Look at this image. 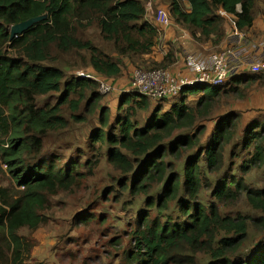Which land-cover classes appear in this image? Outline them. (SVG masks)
I'll return each mask as SVG.
<instances>
[{
	"label": "trees",
	"instance_id": "obj_1",
	"mask_svg": "<svg viewBox=\"0 0 264 264\" xmlns=\"http://www.w3.org/2000/svg\"><path fill=\"white\" fill-rule=\"evenodd\" d=\"M255 7V0H171L167 11L194 39L220 44L228 30L222 11L238 29L250 30ZM40 15L46 18L11 38L12 25ZM91 25L113 43L119 59L77 35L79 27ZM160 32L147 18L143 0H0V157L22 187L18 196L0 188V264L4 247L11 252L10 264H24L18 231L41 225L40 210L50 193L80 183L84 172L77 160L59 166L43 147L49 133L86 122L82 107L99 112L92 148L108 147L107 161L146 205L131 232L126 264H264V179L255 180L257 172L264 177V123L253 120L241 130L240 115H224L202 144L206 122L223 100L247 94L241 85L263 76L248 74L223 86L194 83L177 98L157 102L130 89L119 94L125 108L112 126L108 108L101 107L99 81L78 74L67 79L55 64L61 54L86 51L92 73L115 81L122 77L123 57L151 54ZM176 61L170 50L153 63L170 68ZM59 91L55 104H38V96ZM72 94L78 97L70 99ZM140 112L150 116L142 120ZM95 156L94 162L87 160L90 172L100 163L101 148ZM28 158L37 162L30 165ZM253 233L262 238L252 247Z\"/></svg>",
	"mask_w": 264,
	"mask_h": 264
},
{
	"label": "rangeland",
	"instance_id": "obj_2",
	"mask_svg": "<svg viewBox=\"0 0 264 264\" xmlns=\"http://www.w3.org/2000/svg\"><path fill=\"white\" fill-rule=\"evenodd\" d=\"M147 6V18L154 21V11L160 7L170 11L171 0H143ZM255 23L264 25V0H255ZM184 6L189 3L184 1ZM227 27L232 29L230 18L226 17ZM260 21V22H259ZM259 22V23H258ZM161 41L158 50L164 51V57L170 50L176 53L177 61L169 68L179 70L185 62L186 46L205 56L217 52L224 45L213 44L212 41L194 39L190 31L186 30L172 18V24L167 28L160 27ZM257 29H259L257 27ZM172 31L175 35L168 36ZM254 33V32H253ZM255 35L258 33L255 32ZM77 35L83 39L92 40L101 50L114 58L119 55L111 42L105 41L96 25L87 28L79 27ZM182 36H185L184 38ZM257 36H255L256 38ZM185 46V47H184ZM89 55L86 51L79 54L69 53L58 56L55 64L64 69L66 78L79 71L92 72V67L85 64L84 58ZM150 56L123 57L122 77L111 81L115 90L104 94L101 107L108 108L111 114V125L115 126V119L125 108L121 107L119 94L130 90L131 72L134 68L145 70L158 69ZM179 68V69H178ZM181 71V70H179ZM126 75V76H124ZM119 81V82H118ZM235 81L230 82L232 86ZM243 82L242 84H244ZM241 86H247V94L240 92L229 100H223L214 116L206 123L208 129L203 137L202 144H207L219 118L236 113L240 115V129H244L253 120L264 123V79L247 81ZM63 91L52 92L37 97L38 104H55ZM78 96L72 94L70 99ZM158 106L163 105L159 104ZM65 114L70 115L68 105L64 106ZM101 109V108H100ZM163 110H165L163 108ZM87 116L86 122H72L69 127L49 133L44 140L43 153L46 157H54L59 166L66 167L71 161L77 160L80 171L84 172L79 184L70 189H58L48 195V201L40 210L44 221L37 228L23 227L18 231L24 242V264H126V253L132 248L131 232L137 226L140 208L146 205L138 201L130 189L125 187L126 176L116 170L106 157L107 146L99 143L92 148L91 132L100 126L99 112L89 114L84 107L82 110ZM162 112V111H161ZM140 118L150 116V113L140 112ZM140 121L143 124L144 121ZM107 131L111 128L107 127ZM102 149L103 156L100 163L94 166L92 172L87 160L94 162L95 154ZM241 160H238V162ZM37 161L28 158V164L34 165ZM0 157V188H5L12 196H18L22 187L18 186L8 167ZM264 177L261 172L255 174L256 183L261 184ZM157 190V187H155ZM253 233L250 238L252 247L262 236ZM6 252L5 261L1 264H10L11 252Z\"/></svg>",
	"mask_w": 264,
	"mask_h": 264
},
{
	"label": "built area",
	"instance_id": "obj_3",
	"mask_svg": "<svg viewBox=\"0 0 264 264\" xmlns=\"http://www.w3.org/2000/svg\"><path fill=\"white\" fill-rule=\"evenodd\" d=\"M149 7L151 8V5L147 4V9ZM154 14V21L159 26L167 28L172 24V19L166 9L158 7ZM222 14L228 16L224 11ZM230 21L234 28L233 34L239 35L241 32L238 31L236 22L233 18ZM185 61L192 69L190 75L169 68L150 70L134 68L131 72L130 88L146 94L157 102L177 98L186 85L194 83L223 86L232 78L246 77L248 74L264 77V38H250L246 33L241 35L239 43L233 47L221 49L207 58L187 53ZM78 75L97 79L101 93L107 94L115 90L112 82L92 72L79 71Z\"/></svg>",
	"mask_w": 264,
	"mask_h": 264
},
{
	"label": "crops",
	"instance_id": "obj_4",
	"mask_svg": "<svg viewBox=\"0 0 264 264\" xmlns=\"http://www.w3.org/2000/svg\"><path fill=\"white\" fill-rule=\"evenodd\" d=\"M228 15V17H231L229 14H227ZM260 22V21H259ZM258 22V23H259ZM155 26L159 29V30H161L160 29V27L161 26H159L158 24H156L155 23ZM257 27L259 28V29H257ZM162 28H164V27H162ZM238 31L239 32H241L239 35H234L233 34V30L230 28V27H228V30H226V35H225V39L220 43V44H222V45H224L223 47H222V49H225V48H228V47H233V46H235V45H237L238 43H239V39L241 38V35H245L246 33H247V35L248 36H250V38H254V39H259V38H264V25H257L256 23H255V21H254V25H253V27L250 29V30H240V29H238ZM255 32H257L258 34L257 35H255L254 33ZM243 33H245V34H243ZM175 34L172 32V31H170L169 33H168V36H174ZM255 36H257L256 38H255ZM242 37H244V36H242ZM161 35H160V38H159V40H158V44L156 45V47L154 48V51L151 53V54H148L147 56H150L151 58H152V60H154V61H156V62H160V61H162L163 60V58H164V51H162V52H160L159 50H158V48L160 47V42L159 41H161ZM214 44V43H213ZM186 49H187V53H193V54H195L197 57H201V58H207V57H209L210 55H208V56H205L204 54H200L198 51H194V50H192V49H189L187 46H186ZM212 54V53H211ZM182 68H181V66H180V69L179 70H181L184 74H187V75H190L191 74V71H192V69H190L189 68V66H188V64H187V61H185L184 62V64H182ZM117 80H119V79H117ZM120 81V80H119ZM118 81V82H119Z\"/></svg>",
	"mask_w": 264,
	"mask_h": 264
},
{
	"label": "water",
	"instance_id": "obj_5",
	"mask_svg": "<svg viewBox=\"0 0 264 264\" xmlns=\"http://www.w3.org/2000/svg\"><path fill=\"white\" fill-rule=\"evenodd\" d=\"M46 15H40L36 17L29 18L27 20L18 22L11 26V38H15L19 35H22L26 30L32 27L34 24L44 20Z\"/></svg>",
	"mask_w": 264,
	"mask_h": 264
}]
</instances>
